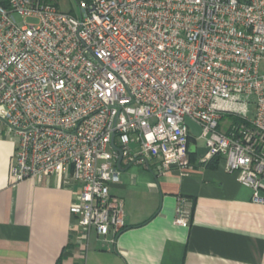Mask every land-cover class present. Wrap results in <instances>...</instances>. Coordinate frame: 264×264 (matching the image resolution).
Here are the masks:
<instances>
[{"label": "built area", "instance_id": "1", "mask_svg": "<svg viewBox=\"0 0 264 264\" xmlns=\"http://www.w3.org/2000/svg\"><path fill=\"white\" fill-rule=\"evenodd\" d=\"M75 1V12L60 0L0 5L15 182L65 176L78 185V230L113 245L126 226L111 194L120 162L185 175L202 140L200 161L218 158L264 204V0ZM224 117L241 122L223 128ZM192 213L179 197L175 224L189 227Z\"/></svg>", "mask_w": 264, "mask_h": 264}, {"label": "crops", "instance_id": "2", "mask_svg": "<svg viewBox=\"0 0 264 264\" xmlns=\"http://www.w3.org/2000/svg\"><path fill=\"white\" fill-rule=\"evenodd\" d=\"M15 149L0 123V264H264V204L218 158L202 163L200 148L185 175L120 162L111 194L126 226L113 245L78 230L70 213L78 185L65 176L15 182ZM179 197L192 205L187 228L174 222Z\"/></svg>", "mask_w": 264, "mask_h": 264}, {"label": "rangeland", "instance_id": "3", "mask_svg": "<svg viewBox=\"0 0 264 264\" xmlns=\"http://www.w3.org/2000/svg\"><path fill=\"white\" fill-rule=\"evenodd\" d=\"M60 6L62 8V10L64 11H69V10H73L74 12L77 10V3L75 0H60ZM264 72V71H263ZM232 120L229 117H224L221 126L224 128L226 127L229 122H231ZM197 144L199 146H202L204 144V141L202 140H198Z\"/></svg>", "mask_w": 264, "mask_h": 264}, {"label": "water", "instance_id": "4", "mask_svg": "<svg viewBox=\"0 0 264 264\" xmlns=\"http://www.w3.org/2000/svg\"><path fill=\"white\" fill-rule=\"evenodd\" d=\"M185 124L191 129V132L193 135L200 136L201 128L196 123H194L193 121H191L190 119L187 118L185 120ZM191 149H192V152H195V147H192ZM197 152L199 155H205L208 152V149L207 148H200ZM121 160H122V157L120 156L119 161H121Z\"/></svg>", "mask_w": 264, "mask_h": 264}, {"label": "trees", "instance_id": "5", "mask_svg": "<svg viewBox=\"0 0 264 264\" xmlns=\"http://www.w3.org/2000/svg\"><path fill=\"white\" fill-rule=\"evenodd\" d=\"M6 4H7V0H0V5L6 6ZM229 118L232 120L231 121L232 124H239L241 122L240 119H238V118H234V117H229Z\"/></svg>", "mask_w": 264, "mask_h": 264}]
</instances>
